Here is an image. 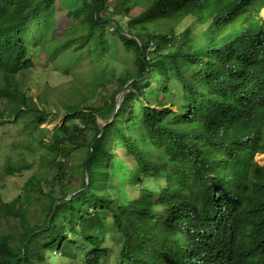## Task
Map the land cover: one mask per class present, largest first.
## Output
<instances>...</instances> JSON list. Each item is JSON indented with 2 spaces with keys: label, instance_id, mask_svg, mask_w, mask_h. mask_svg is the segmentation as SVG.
<instances>
[{
  "label": "trees",
  "instance_id": "16d2710c",
  "mask_svg": "<svg viewBox=\"0 0 264 264\" xmlns=\"http://www.w3.org/2000/svg\"><path fill=\"white\" fill-rule=\"evenodd\" d=\"M61 1L78 0H0V117L29 137L18 142V160L0 165V220L20 225L16 233L0 226V264H49L56 256L103 264L110 247H118L115 264H264V166L254 159L264 153V19L253 18L264 0H148L139 11L141 19L159 11L206 23L186 33L174 24L160 33L120 31L135 0L63 8L79 46L100 42L114 20L133 67L117 84L104 81L116 85L108 96L89 93L84 106L67 100L75 93L62 97L61 123L48 131L40 127L42 105L59 97L34 100L18 73L32 66L26 26L42 23L40 48L50 59L74 39L59 38L50 23ZM107 46H98L99 55ZM160 91L175 109L157 99ZM93 96L97 104L88 103ZM22 171H31L22 192L4 200L7 175ZM123 178L129 185H118ZM138 184L135 197L123 189Z\"/></svg>",
  "mask_w": 264,
  "mask_h": 264
},
{
  "label": "rangeland",
  "instance_id": "374dc122",
  "mask_svg": "<svg viewBox=\"0 0 264 264\" xmlns=\"http://www.w3.org/2000/svg\"><path fill=\"white\" fill-rule=\"evenodd\" d=\"M136 5L131 7L128 12L120 18L119 22L121 24L120 31L129 32V27L137 26H147L148 30L155 33H160L166 31L167 27L171 24L175 25V30L177 32H187L190 29L200 30L205 24H197L196 20L190 15L179 16L178 22L171 15H163L161 12H155L148 15L145 20L138 15L139 11L148 4V0H135ZM62 6L61 11L58 12V16H53L50 23L57 25V34H61L59 38L69 37L74 38L70 42L67 41L64 45V50L60 53L57 59L46 57V53L42 51L40 45L44 41V37L40 38L39 30L41 28V22L37 25L26 26L27 31L32 32L33 35H28L26 37V47L31 53L32 66L18 73V76L22 78V82L28 88L26 89L27 95L33 96L32 98L36 100L42 95H48L52 98H57L56 104L53 105L52 102H47L42 105V107L47 111L46 120L40 127L46 128L48 131L52 130L55 126L60 125L62 119V100L61 98L67 96L69 93H75V96L68 98L67 100L73 103H77L80 106L87 104V96L89 93H94L98 95L101 91L105 89L110 93L114 88L115 84H105L104 81L112 80L116 84L118 83V78L122 76L127 68H132L133 63L131 54L129 51L123 49V44L118 37V33L115 29V21H109L111 23V28L105 25V31L103 32V37H101L100 42L96 43L95 40L91 38L86 43L81 46L77 45L78 40H75V28L69 18H60L63 16L64 9L66 7L71 8L75 4H80V1H69L60 2ZM50 8H57L55 2H53ZM64 8V9H63ZM260 16H264V8L260 10ZM256 19V16H255ZM108 24V23H107ZM114 27V28H113ZM102 28L99 29L101 31ZM110 29V30H109ZM131 30V29H130ZM74 31V32H73ZM79 32L76 34L78 35ZM99 34V33H98ZM94 34V36H98ZM116 34V35H115ZM127 34V33H126ZM129 34V33H128ZM132 36V35H131ZM36 37V40H33ZM51 38V37H50ZM40 39V40H39ZM43 41H42V40ZM52 39V38H51ZM45 43V42H44ZM47 45V43H45ZM108 45L107 51L98 53V46ZM54 56V55H51ZM129 82V81H128ZM127 82V83H128ZM125 86V85H124ZM124 86L121 88L123 89ZM122 90L115 94V101L119 102L121 100ZM168 94L159 92L157 99L165 101L164 105L170 109H175L172 107L171 100L167 98ZM98 98L93 96L89 99L88 103L95 102L98 103ZM4 103H0V108L4 107ZM157 106V105H156ZM161 109L160 106H157ZM98 122L103 125L104 120L97 118ZM179 120L181 117L179 116ZM174 122V120H171ZM87 132L90 134L91 131ZM49 133L44 135V138L48 137ZM28 133L21 127V125L16 124L11 118L0 117V165L4 163L6 158L12 160H18L21 156V147L17 146L19 141L28 140ZM33 153L31 157L34 155ZM25 156L29 157V153L25 152ZM258 163L264 165V154H258L255 156ZM129 162L133 164V160L130 159ZM34 168L36 165L33 166ZM31 174V171H22L21 173L8 174L5 180V191L4 200H9L13 196L20 194L21 183ZM77 174V173H76ZM126 176V175H125ZM78 177V176H76ZM75 177V178H76ZM127 177V176H126ZM127 179V180H126ZM124 181L126 185H129L130 180L128 178H123L119 180L118 185H123ZM72 182L74 180L72 179ZM162 184V182H158ZM76 184V183H75ZM117 184V183H116ZM137 187H126L123 189L129 193L130 196L135 197L138 193ZM70 196V194L68 195ZM28 214L35 215V207L32 206L28 209ZM105 221L108 225L112 224V219L109 214H106ZM0 226H5L8 230L16 233L20 230V225L16 219L11 218L9 224L5 219L0 220ZM41 239H44L43 237ZM114 239L111 240L113 242ZM118 247H110V253L105 258L103 264H115L114 256L112 251H115ZM116 260V257H115ZM49 264H72V261L66 263H61V258L56 256Z\"/></svg>",
  "mask_w": 264,
  "mask_h": 264
},
{
  "label": "clouds",
  "instance_id": "9594fccd",
  "mask_svg": "<svg viewBox=\"0 0 264 264\" xmlns=\"http://www.w3.org/2000/svg\"><path fill=\"white\" fill-rule=\"evenodd\" d=\"M262 8H264V6H261L260 8H259V10H258V14L257 15H255L256 16V19H255V16L253 17L254 18V21L256 22V23H260V22H262V20L264 19V16H260V10L262 9ZM159 12V11H158ZM187 16V15H186ZM147 17V16H146ZM145 17V18H146ZM145 18H144V20H145ZM148 25L147 26H145V28H146V30H148ZM203 27H205V26H203ZM202 27V28H203ZM167 30V29H166ZM149 31V30H148ZM149 32H151V31H149ZM151 33H155V32H151ZM153 47H154V44H153V42L152 41H149V43L146 45V48H145V50L147 51V52H151L152 50H153ZM147 57V56H146ZM120 90H123V89H120ZM119 90V91H120ZM118 91V92H119ZM114 101H115V96H114ZM116 106H117V102L115 101V104H114V109L116 108ZM113 114H114V111H113ZM112 114V115H113ZM258 154H264V153H257L256 155H258ZM255 155V156H256ZM254 159H255V157H254ZM256 160V159H255ZM256 162H257V160H256ZM258 163V162H257ZM258 164H260V163H258ZM260 165H262V164H260ZM264 166V165H263ZM163 183V182H162ZM154 198H152V200H151V202H153V203H155L156 201L158 202V197L157 196H153ZM161 200H162V197H161ZM162 203H163V214H165L166 212H167V210H166V207H165V203H164V201L162 200ZM156 206V205H155ZM150 219H152V218H150ZM207 231H210V232H212L213 234H215V235H220L217 231H216V229L213 227V226H210V228L209 229H207ZM144 245H146V244H148V243H146V242H142ZM199 250H202V249H200L199 248ZM206 253H210V252H207V251H205Z\"/></svg>",
  "mask_w": 264,
  "mask_h": 264
}]
</instances>
